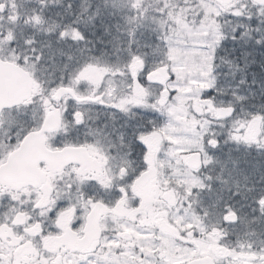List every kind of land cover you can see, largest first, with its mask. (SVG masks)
Returning <instances> with one entry per match:
<instances>
[{"label": "snow or ice", "instance_id": "1", "mask_svg": "<svg viewBox=\"0 0 264 264\" xmlns=\"http://www.w3.org/2000/svg\"><path fill=\"white\" fill-rule=\"evenodd\" d=\"M0 264H264V0H0Z\"/></svg>", "mask_w": 264, "mask_h": 264}]
</instances>
